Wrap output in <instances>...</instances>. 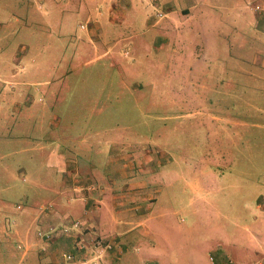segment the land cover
I'll return each mask as SVG.
<instances>
[{
    "label": "rangeland",
    "instance_id": "obj_1",
    "mask_svg": "<svg viewBox=\"0 0 264 264\" xmlns=\"http://www.w3.org/2000/svg\"><path fill=\"white\" fill-rule=\"evenodd\" d=\"M79 1L0 0L1 206L38 214L67 165L97 183L114 175V186L129 180L123 173L144 176L188 242L213 246L205 255L248 242L264 249V80L248 62L264 0H135L145 6L137 18L141 8L125 10L126 0ZM174 9L205 12L197 24L220 49L194 99L175 51L201 36L192 15L177 16L182 36L161 44ZM5 225L0 255L16 264L24 239Z\"/></svg>",
    "mask_w": 264,
    "mask_h": 264
},
{
    "label": "crops",
    "instance_id": "obj_2",
    "mask_svg": "<svg viewBox=\"0 0 264 264\" xmlns=\"http://www.w3.org/2000/svg\"><path fill=\"white\" fill-rule=\"evenodd\" d=\"M87 1L80 0L81 7H85ZM126 1L130 5L127 4L125 10L131 7L141 8L135 11L132 18H137V13L144 12V5H136L135 0ZM196 4L194 2L193 5ZM190 15H192L191 19L199 26L197 21H200L201 17L206 14L199 10L186 14L180 11L178 14L176 9L172 10L166 21L167 28L164 29L167 38H163L161 44H168L174 36L181 37L183 28L179 25L173 28L171 24H173V20L177 19V16L179 18L176 24H179L183 17L188 19ZM202 23L201 27L199 26L200 29L195 26L200 33L201 43L192 44L191 47L181 44L176 47L179 52L175 51L180 54L177 64L183 70L184 79L186 78L188 81L187 86L190 87L192 94L189 97L193 99L199 93L193 85L200 76L205 75L209 66H215L214 63L219 58L217 53L220 51L216 45L214 33H212L213 35L209 34V29L206 30L203 26L204 21ZM96 26L98 25L96 24ZM256 29L259 31L257 33L260 34L261 39L259 45L249 53L250 60L248 62L260 69L251 74L264 80V15L258 16ZM172 31H174V36L171 35ZM225 65L226 63L217 66L220 68ZM178 72L181 75L180 71ZM10 96L11 98L17 97V94L12 92ZM7 98H10L9 95ZM28 106L30 107L31 104L28 103ZM9 146L10 143L7 142L3 149H9ZM29 148L27 147V149ZM5 155H8V152ZM29 155L31 156L30 153ZM109 158L113 163L120 164L118 163L119 157L111 156ZM144 165L145 160H142L140 168ZM125 167L126 165L122 164L116 172L123 171ZM70 169L67 165L62 170L61 179L58 181L59 185L50 196L52 201L37 202L38 214L32 215V210L25 207L22 210L17 202L14 206L17 210L21 209V212L19 216L15 217L14 214H9L7 202L3 204L2 200L0 215L3 217L4 224H0V235L4 234L6 230L5 220H7L9 224L18 226L16 232L24 239L21 244L23 251L16 264H21L24 261L26 264H71L63 261L62 253L69 252L75 256H87V250L80 249L78 242H84L90 236H98L105 243L114 244L113 250L101 256L100 264H264V249L252 242L240 247H236L235 244L231 249L216 248L218 251L216 255H205L206 251L213 250V246L206 243L207 240L198 241L199 243L195 246L191 244V241L188 242L183 228L177 226L178 221L175 220L176 225L174 222H170L167 216L170 210L156 205V195L159 190H152L151 180L144 176L138 180L135 175L126 176L123 173V178L129 180L122 185L114 186V175L109 184H105L106 177L102 175L98 177L99 182L97 183L85 172L79 173L78 168L75 167L72 168V171H67ZM77 173H79L78 176ZM28 202L25 200L27 206ZM49 204L53 208L50 212L41 209L42 206ZM257 207H260V204ZM192 211L198 212L197 209H192ZM175 212L177 211L172 210V213ZM195 216L197 217L196 213ZM73 221H78L79 225L71 227ZM35 223H38V227L42 226L43 230L53 225L55 229L52 239L45 241L39 238L37 233L41 229L34 230L33 224ZM63 227H68L69 232L64 233ZM179 232L183 237L178 235ZM170 253L175 255H170ZM7 263L8 255L5 257L0 255V264Z\"/></svg>",
    "mask_w": 264,
    "mask_h": 264
},
{
    "label": "built area",
    "instance_id": "obj_3",
    "mask_svg": "<svg viewBox=\"0 0 264 264\" xmlns=\"http://www.w3.org/2000/svg\"><path fill=\"white\" fill-rule=\"evenodd\" d=\"M41 209L45 212H50L53 208L49 204L46 206H42ZM71 225V227H77L79 225V222L73 221ZM54 229L55 227H53L52 225L46 230H39L37 233L38 237L44 239L45 241H48L49 239H52ZM63 232L68 233L69 228L63 227ZM78 246L80 249L83 248L87 250V256H75L73 254H70L69 252H63L61 255L63 261L71 264H100L101 256L113 250L114 244L111 242L105 243L98 236H90L84 242L79 241ZM21 247L23 246L21 245Z\"/></svg>",
    "mask_w": 264,
    "mask_h": 264
}]
</instances>
